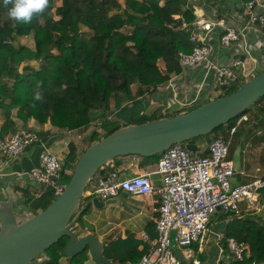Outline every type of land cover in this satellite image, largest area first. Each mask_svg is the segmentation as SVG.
Here are the masks:
<instances>
[{
	"label": "trees",
	"instance_id": "obj_1",
	"mask_svg": "<svg viewBox=\"0 0 264 264\" xmlns=\"http://www.w3.org/2000/svg\"><path fill=\"white\" fill-rule=\"evenodd\" d=\"M54 1L49 0L45 11L24 25L9 18L0 0V137L3 132L15 131L16 122L29 117L39 126L47 122L66 129L97 120L104 135L118 126L117 122L110 124L112 109L121 107L125 100L133 102L135 97L165 82L170 73L179 72L177 52H189L194 45L188 34L187 39H180L177 31L189 26L195 17L188 0H123L122 5L117 0H57L53 5ZM52 6L55 18L51 16ZM126 26L130 28L125 31ZM19 36H31L32 47L15 43ZM31 60H38V64L32 65ZM21 62L24 64L18 69ZM36 93L42 97L40 100L34 98ZM260 97L249 107L259 108ZM170 114H157L155 110L150 116L137 115L138 120L133 121ZM237 116L227 121L228 126ZM211 132L212 136L220 134L226 138L221 125ZM89 138L90 142L97 139L98 132L93 130ZM80 152H76L72 142L68 143L61 180H68L70 172L64 170H72ZM159 154L142 159L157 160ZM113 161L117 162V156L109 162ZM108 169L103 164L93 175H104ZM23 196L24 205L31 212L42 209L55 197L50 188L35 197ZM86 208L76 220L79 224ZM221 218L223 214L216 217ZM221 235L218 244L224 257L217 264L264 262V216L239 211L227 221ZM230 236L247 244V254L240 259L234 258L225 246L224 239ZM62 239L46 249L50 257L42 264H63L56 256ZM142 253L131 250L127 256L135 262ZM84 258L83 250L70 260L81 264Z\"/></svg>",
	"mask_w": 264,
	"mask_h": 264
},
{
	"label": "crops",
	"instance_id": "obj_2",
	"mask_svg": "<svg viewBox=\"0 0 264 264\" xmlns=\"http://www.w3.org/2000/svg\"><path fill=\"white\" fill-rule=\"evenodd\" d=\"M241 1L188 0L195 16L194 19L200 17L204 21H210L216 17H222L241 30L239 38L227 45H221L218 43V28L212 25L205 39L210 47V53L206 60L193 66H181V70L177 73H170L165 82L143 95L135 97L136 100L133 102H130V99L125 100L121 107L112 109L110 114H115L124 120L126 117L133 118L137 115L150 116L155 110H158V114H170L171 112H180L181 108L186 107L188 109L204 100L213 98L220 94V91L213 84L212 63L240 59L244 61V66L247 69L251 68L250 74L260 70L264 66V35L254 27L244 26L245 19ZM254 8L256 11L264 13V0H255ZM190 29H192L191 25L178 28L180 39H187ZM160 62V66H163L162 61ZM192 98H194V101L189 105L179 107V101H188ZM262 100L263 102L259 103L260 106L258 105V107L264 106V99ZM167 101L171 102L174 107L167 109L165 106ZM135 102V106L130 105V103ZM160 103H163L162 108L159 105ZM141 104H147V110L142 109ZM132 122L134 121L131 120L127 123ZM241 123L242 121L226 137L229 140L227 158L232 161L235 170L231 177V183L245 182L264 172V132L262 131L264 126L255 131L257 134L252 135L250 128H244V130L237 132V126ZM94 124H97V120L94 121ZM256 125V121L252 120L246 127H255ZM20 128L36 131L40 141L30 143L16 157L0 155V197L5 195L3 189L10 186L16 194V199L12 203L13 208L21 212H31L24 205L23 193L35 197L44 189L27 176L28 169L38 164V154L42 147L45 146L62 161L68 151V143L72 142L75 145L76 152L79 153L87 145L82 140V133H85L88 137L93 129L91 132L90 130L86 131L89 129L88 124L73 129L55 127L47 122L39 126L34 123L32 117L27 118L24 122H16V129ZM94 130L98 134L101 130L103 132L98 124ZM10 133L11 131L3 132L2 137ZM260 133L262 134L258 135ZM211 136H197L193 141L196 145V150L193 153L204 154ZM63 141H66L67 144ZM112 163L120 177L148 170L151 171L149 173L151 184L153 186L159 184V174L153 171L156 160L145 161L142 156L127 154L117 156V162L113 161ZM64 171L68 172L67 169ZM100 176L102 174L93 175L88 181L89 186L94 185L96 179ZM117 194L120 196V203L122 204L104 205L98 208L91 219L92 231L101 240L103 253L106 256L111 257L117 264H133L134 262H131L127 253L131 250L144 252L155 238L153 219L156 214L157 197L154 192L132 193L123 189H119ZM261 194L264 196V190L261 191ZM239 209L241 213H247L241 202H239ZM93 210V206L90 205L89 215ZM253 212L264 216V202L259 210ZM221 214L223 213L215 212L211 215L209 220L215 215L217 224L210 232L209 226H207L199 246L197 243H192L187 247L172 246V250L180 259L181 264H192L191 258L197 259V264H217L218 260L224 257L218 244V237L222 234L223 228L230 218H226L223 214V218L216 219ZM86 232L87 230L84 229L80 233ZM56 256L58 257V255ZM58 259L63 264H67L63 260V255Z\"/></svg>",
	"mask_w": 264,
	"mask_h": 264
},
{
	"label": "built area",
	"instance_id": "obj_3",
	"mask_svg": "<svg viewBox=\"0 0 264 264\" xmlns=\"http://www.w3.org/2000/svg\"><path fill=\"white\" fill-rule=\"evenodd\" d=\"M254 4L255 0L241 1L244 26L254 27L264 35V13L256 11ZM190 25L192 29L188 32V40L194 45L189 52H177L181 66H193L207 59L210 47L205 39L212 25L218 28V43L221 45L237 40L241 33L240 29L222 17L210 21L196 17ZM211 66L213 84L220 92L240 84L251 75V68L247 69L240 59L216 62ZM192 101L194 98L179 101V107L189 105ZM247 119V114L241 113L231 126L227 122L221 126L224 132L231 134L238 123ZM38 141L40 137L37 132L26 128L16 129L0 138V155L16 157L27 145ZM227 152V139L220 134L211 136L204 154L190 152L180 142L173 143L162 150L156 160L153 171L159 174L157 186L150 182L151 171L143 170L120 177L112 162L108 161L105 163L109 167L107 172L98 177L90 188H84L83 197L105 199L117 194L119 189L132 193L154 192L157 197L153 219L155 238L133 264H181L172 246L187 247L192 243L199 246L213 213H223L229 219L239 213V202L244 204L246 211L259 210L263 205L261 191L264 190V172L245 182L231 183L235 170L232 161L227 158ZM61 168L60 158L43 146L38 154V164L28 169L27 176L43 188H50L56 195L62 188L56 179ZM224 240L228 252L234 258L240 259L243 254H247L248 247L244 241L231 236ZM61 249L57 260L62 256ZM38 255L36 259L42 261L50 257L46 250ZM191 261L192 264L198 263L194 258Z\"/></svg>",
	"mask_w": 264,
	"mask_h": 264
},
{
	"label": "water",
	"instance_id": "obj_4",
	"mask_svg": "<svg viewBox=\"0 0 264 264\" xmlns=\"http://www.w3.org/2000/svg\"><path fill=\"white\" fill-rule=\"evenodd\" d=\"M262 94L264 66L231 91L180 112L132 123L113 115L118 126L82 149L66 182L61 180L63 168L59 170L56 179L62 188L45 207L36 212L17 211L12 205L16 199L13 189L10 186L3 189L5 195L0 197V264L42 263L36 256L62 238L61 253L67 264H75L70 258L83 250L85 258L81 264H117L103 253L101 240L92 232L93 225L76 221L82 210L90 205L100 208L122 204L118 194L105 199H83V190L96 170L113 157L149 156L177 142H182L193 152L196 145L189 141L191 138L205 135L239 115ZM84 229L87 232L80 233Z\"/></svg>",
	"mask_w": 264,
	"mask_h": 264
},
{
	"label": "rangeland",
	"instance_id": "obj_5",
	"mask_svg": "<svg viewBox=\"0 0 264 264\" xmlns=\"http://www.w3.org/2000/svg\"><path fill=\"white\" fill-rule=\"evenodd\" d=\"M121 5L123 4V0H117ZM56 3H58V1L57 0H55L54 1V3H53V5L54 4H56ZM51 16H52V18H55L56 16L54 15V13H53V6H52V8H51ZM130 27L129 26H126V27H124L123 29L126 31V30H128ZM15 43H22V44H25V45H27V46H30V47H32V45H33V41H32V38H31V36H19V37H17L16 39H15ZM161 61V59H158V64L160 65V62ZM29 63H31L32 65H37L38 64V60H31V61H29ZM24 64V62H21L19 65H18V69H20V67H21V65H23ZM223 92V91H222ZM222 92H220V93H222ZM262 99H264V95L262 94L261 95V97H260V104L263 102V100ZM258 103V105L260 106V104ZM134 105L135 106V104H136V102L135 103H130V105ZM149 105V104H148ZM160 105V107L162 108L163 107V103L161 104H159ZM165 106H166V108L167 109H171V108H173L174 107V105L171 103V102H169V101H167V102H165ZM140 107L142 108V109H145V110H147V104H141L140 105ZM185 109H187L186 107L185 108H181V111H183V110H185ZM259 109V110H258ZM145 113H147V111H145ZM156 113L158 114V110L156 111ZM246 114H247V116H248V119L247 120H244V121H242V123L240 124V125H238L237 126V132L238 131H240V130H244V128L246 129V128H250L251 129V132L250 133H252V135L253 134H257L255 131L258 129V128H262L263 126H264V106L263 107H259V108H255L254 106H251V107H249L248 109H247V111H246ZM125 120L127 121V122H131V120H138V118H137V116H135V117H133V118H130V117H126L125 118ZM252 120H254V121H256V123H257V125L255 126V127H251V126H247L246 127V125H249V123L252 121ZM113 123H116V121H112L110 124H113ZM97 127V124H94V121H91L90 123H88V130H86V131H89L90 130V132H91V130L93 129H95ZM102 128V127H101ZM92 130V131H93ZM83 135H82V140L84 141V142H86L87 144L90 142L89 140H90V138H89V136L87 137V135H85V133H82ZM212 134V132H209V133H207V136H209V135H211ZM225 134H226V137H228L230 134H228L227 132H225ZM262 133H260V134H258V135H261ZM103 135V132H102V130L100 131V133L98 134V138L99 137H101ZM256 138V137H255ZM254 138V139H255ZM227 139V143H228V145H229V140H228V138H226ZM68 172H70V170H68ZM87 187L89 188L90 186H89V184L87 183ZM242 203V202H241ZM243 204V203H242ZM244 205V204H243ZM15 207V206H14ZM88 209H89V207H87L86 208V210H85V212L83 213V215H82V219H83V221H87V222H89V223H92L91 222V219L93 218V216H94V213L96 212V210H98V208H96V207H93V211H91V213H90V215H89V212H88ZM102 212V211H101ZM214 220V221H213ZM213 221V222H212ZM212 222V223H211ZM211 222L209 223V232L212 230V229H214V227H215V225L217 224V221H215V215L214 216H212V219H211ZM93 232V231H92ZM172 231H170V233H171ZM221 237H222V235H219V237H218V240H222L221 239ZM50 249V248H49ZM39 256V255H38ZM37 256V257H38ZM34 264V263H33ZM37 264H42V263H37Z\"/></svg>",
	"mask_w": 264,
	"mask_h": 264
},
{
	"label": "clouds",
	"instance_id": "obj_6",
	"mask_svg": "<svg viewBox=\"0 0 264 264\" xmlns=\"http://www.w3.org/2000/svg\"><path fill=\"white\" fill-rule=\"evenodd\" d=\"M2 3L7 8L10 19L18 24L27 25L33 21L34 17L45 11L49 0H2ZM34 98L40 100L42 97L36 93Z\"/></svg>",
	"mask_w": 264,
	"mask_h": 264
}]
</instances>
